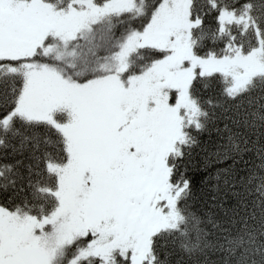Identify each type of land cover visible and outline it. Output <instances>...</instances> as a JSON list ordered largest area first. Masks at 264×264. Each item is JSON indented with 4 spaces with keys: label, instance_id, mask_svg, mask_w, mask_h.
<instances>
[{
    "label": "snow or ice",
    "instance_id": "snow-or-ice-1",
    "mask_svg": "<svg viewBox=\"0 0 264 264\" xmlns=\"http://www.w3.org/2000/svg\"><path fill=\"white\" fill-rule=\"evenodd\" d=\"M0 264H264V0H0Z\"/></svg>",
    "mask_w": 264,
    "mask_h": 264
},
{
    "label": "trees",
    "instance_id": "trees-1",
    "mask_svg": "<svg viewBox=\"0 0 264 264\" xmlns=\"http://www.w3.org/2000/svg\"><path fill=\"white\" fill-rule=\"evenodd\" d=\"M204 139H207V134L205 135Z\"/></svg>",
    "mask_w": 264,
    "mask_h": 264
}]
</instances>
